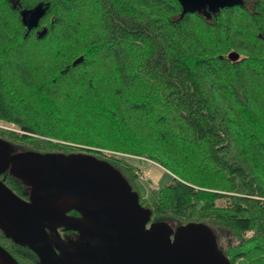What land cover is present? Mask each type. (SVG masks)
I'll return each mask as SVG.
<instances>
[{
	"label": "trees",
	"instance_id": "trees-1",
	"mask_svg": "<svg viewBox=\"0 0 264 264\" xmlns=\"http://www.w3.org/2000/svg\"><path fill=\"white\" fill-rule=\"evenodd\" d=\"M40 1L50 6L26 35L19 10ZM262 37L264 0L209 20L182 15L177 0H0V124L8 127L0 142L92 154L135 191L140 170L96 149L156 161L179 178L169 176L153 201L137 191L150 222L204 223L231 264H264ZM4 182L29 195L10 173ZM0 237L19 264H38L29 248Z\"/></svg>",
	"mask_w": 264,
	"mask_h": 264
},
{
	"label": "water",
	"instance_id": "water-1",
	"mask_svg": "<svg viewBox=\"0 0 264 264\" xmlns=\"http://www.w3.org/2000/svg\"><path fill=\"white\" fill-rule=\"evenodd\" d=\"M177 1L182 15L199 13L207 20L220 9L243 4ZM49 6L40 1L19 10L26 35L38 27ZM45 33L46 28L38 30V38ZM238 58L235 51L227 54L230 61ZM6 155L0 149V171L8 168L30 192L24 200L0 180V229L29 248L38 264H231L208 225L189 222L173 228L165 221L150 222L151 210L140 203L138 192L104 159L83 152ZM59 229L75 238L65 240ZM0 264L19 262L0 245Z\"/></svg>",
	"mask_w": 264,
	"mask_h": 264
},
{
	"label": "rangeland",
	"instance_id": "rangeland-1",
	"mask_svg": "<svg viewBox=\"0 0 264 264\" xmlns=\"http://www.w3.org/2000/svg\"><path fill=\"white\" fill-rule=\"evenodd\" d=\"M262 39L264 40V37H262ZM52 140L73 145L72 143H68L61 140ZM96 150L101 152L102 157L104 158H123L124 160H126L127 162H129L140 170L141 178L137 180V191L142 195L143 200L145 199L146 201H153L154 195H156L159 189L162 188V186L169 181V176L179 178L177 175L167 170L160 163L153 160H149L145 157L136 156L122 150H111L102 148H97ZM205 190L209 191L208 189ZM217 203L220 204L222 203V201L220 199H217Z\"/></svg>",
	"mask_w": 264,
	"mask_h": 264
},
{
	"label": "flooded vegetation",
	"instance_id": "flooded-vegetation-1",
	"mask_svg": "<svg viewBox=\"0 0 264 264\" xmlns=\"http://www.w3.org/2000/svg\"><path fill=\"white\" fill-rule=\"evenodd\" d=\"M0 149H3V150H5L6 151V153H7V155L6 156H9V155H12V154H14V153H17V152H20V151H24V150H20V151H12V150H10L9 148H7L5 145H0ZM7 173H9V169L7 168L6 170H3V171H0V180L7 186V187H9L5 182H4V178H5V175L7 174ZM10 188V187H9ZM11 189V188H10ZM12 190V189H11ZM13 191V190H12ZM14 192V191H13ZM30 191H28V193H29ZM15 193V192H14ZM15 194H17V193H15ZM18 195V194H17ZM20 198H22V199H24V200H28L29 199V195L27 196V198H25V197H22V196H20V195H18ZM1 230V229H0ZM2 231V230H1ZM3 232V231H2ZM59 233H60V235H61V237L62 238H64L65 237V240L67 239V238H75L74 236H75V233H73V232H69V231H64L63 229H59ZM4 236H6L5 234H4ZM2 242H3V240H2V238L0 237V245L6 250V248L2 245Z\"/></svg>",
	"mask_w": 264,
	"mask_h": 264
},
{
	"label": "built area",
	"instance_id": "built-area-1",
	"mask_svg": "<svg viewBox=\"0 0 264 264\" xmlns=\"http://www.w3.org/2000/svg\"><path fill=\"white\" fill-rule=\"evenodd\" d=\"M0 127H2V128H8V127H6V126H3V125H1V124H0Z\"/></svg>",
	"mask_w": 264,
	"mask_h": 264
}]
</instances>
